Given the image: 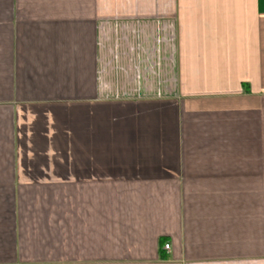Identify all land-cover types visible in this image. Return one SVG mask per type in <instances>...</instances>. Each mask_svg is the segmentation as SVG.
<instances>
[{
	"label": "crops",
	"instance_id": "crops-1",
	"mask_svg": "<svg viewBox=\"0 0 264 264\" xmlns=\"http://www.w3.org/2000/svg\"><path fill=\"white\" fill-rule=\"evenodd\" d=\"M118 23L172 102L106 98ZM0 264H264V0H0Z\"/></svg>",
	"mask_w": 264,
	"mask_h": 264
},
{
	"label": "rangeland",
	"instance_id": "rangeland-1",
	"mask_svg": "<svg viewBox=\"0 0 264 264\" xmlns=\"http://www.w3.org/2000/svg\"><path fill=\"white\" fill-rule=\"evenodd\" d=\"M127 25L109 24L107 33L99 35V87L105 91L106 98H112L116 93L128 94L122 100L138 99L133 95L144 97L152 94L150 100L172 102L170 95L175 91V84L165 80L163 82L160 52L155 49V63L146 66V50L142 49L147 42L158 46L162 35L159 32L134 33L132 27H125Z\"/></svg>",
	"mask_w": 264,
	"mask_h": 264
},
{
	"label": "built area",
	"instance_id": "built-area-1",
	"mask_svg": "<svg viewBox=\"0 0 264 264\" xmlns=\"http://www.w3.org/2000/svg\"><path fill=\"white\" fill-rule=\"evenodd\" d=\"M168 248H169V244H164L163 245V249L168 250Z\"/></svg>",
	"mask_w": 264,
	"mask_h": 264
}]
</instances>
